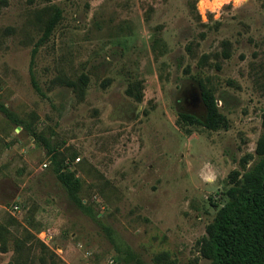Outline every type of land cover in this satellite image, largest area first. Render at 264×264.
I'll list each match as a JSON object with an SVG mask.
<instances>
[{"label":"rangeland","instance_id":"obj_1","mask_svg":"<svg viewBox=\"0 0 264 264\" xmlns=\"http://www.w3.org/2000/svg\"><path fill=\"white\" fill-rule=\"evenodd\" d=\"M201 81L227 129L180 119L203 118L184 102ZM1 106L0 264H210L214 205L262 133L264 0H0Z\"/></svg>","mask_w":264,"mask_h":264},{"label":"trees","instance_id":"obj_2","mask_svg":"<svg viewBox=\"0 0 264 264\" xmlns=\"http://www.w3.org/2000/svg\"><path fill=\"white\" fill-rule=\"evenodd\" d=\"M61 13L45 25L42 40H47L57 26ZM198 89L202 96L207 113L204 119H199L188 113H180V119L189 124H200L208 130L216 131L228 128V120L216 103L214 94L201 81ZM37 91L39 89L37 88ZM128 95L133 96L134 89L129 87ZM136 99H142L139 91ZM6 117L12 120V114L0 107ZM16 125H22L18 122ZM34 136L36 133H33ZM255 162L243 173L234 171L230 174V188L226 191V201L221 206L214 205L218 210L213 222L207 227V235L201 241V255L210 264H264V112L262 115V133L255 150ZM57 157H53L55 174L59 182L68 191L70 198L80 208L86 206L78 197L80 181L57 166ZM244 168L248 164L241 160ZM0 250L9 251L7 241L0 233ZM57 256L51 255V264H57ZM8 264H14L10 262Z\"/></svg>","mask_w":264,"mask_h":264},{"label":"clouds","instance_id":"obj_3","mask_svg":"<svg viewBox=\"0 0 264 264\" xmlns=\"http://www.w3.org/2000/svg\"><path fill=\"white\" fill-rule=\"evenodd\" d=\"M243 0H236L237 5L241 4ZM199 179L209 185H214L218 179V173L215 166L210 161H204L198 171Z\"/></svg>","mask_w":264,"mask_h":264},{"label":"flooded vegetation","instance_id":"obj_4","mask_svg":"<svg viewBox=\"0 0 264 264\" xmlns=\"http://www.w3.org/2000/svg\"><path fill=\"white\" fill-rule=\"evenodd\" d=\"M186 90V89H185ZM184 90V91H185ZM199 94L200 93H196V95L194 94V93H192V95H188L185 99H186V101H184L185 102V104L187 105V106H189L190 108H192L193 109V111H195V110H197V107H199L200 108V106L202 105V107L201 108H203V111H202V113H201V116L203 117V118H200L199 117V119H204L205 118V116H206V113H207V110H206V107H205V105H204V103L203 102H198V99H199ZM190 99V101H191V103L187 100V99ZM201 104V105H200ZM195 109V110H194ZM186 113H188V114H190V115H194V116H196L194 113H189V112H186ZM197 118H198V116H196Z\"/></svg>","mask_w":264,"mask_h":264},{"label":"water","instance_id":"obj_5","mask_svg":"<svg viewBox=\"0 0 264 264\" xmlns=\"http://www.w3.org/2000/svg\"><path fill=\"white\" fill-rule=\"evenodd\" d=\"M199 93H200V92H199ZM198 97H199L198 102H203L201 94H199Z\"/></svg>","mask_w":264,"mask_h":264}]
</instances>
